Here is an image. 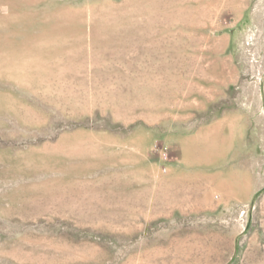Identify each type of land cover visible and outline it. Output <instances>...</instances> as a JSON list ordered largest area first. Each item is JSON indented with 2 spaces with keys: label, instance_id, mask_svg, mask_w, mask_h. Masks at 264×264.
Segmentation results:
<instances>
[{
  "label": "rangeland",
  "instance_id": "obj_1",
  "mask_svg": "<svg viewBox=\"0 0 264 264\" xmlns=\"http://www.w3.org/2000/svg\"><path fill=\"white\" fill-rule=\"evenodd\" d=\"M0 264H264V0H0Z\"/></svg>",
  "mask_w": 264,
  "mask_h": 264
}]
</instances>
